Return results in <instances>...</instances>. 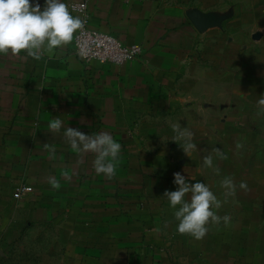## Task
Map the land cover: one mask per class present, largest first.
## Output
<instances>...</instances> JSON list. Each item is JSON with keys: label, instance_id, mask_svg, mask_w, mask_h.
Wrapping results in <instances>:
<instances>
[{"label": "crops", "instance_id": "0c3cea01", "mask_svg": "<svg viewBox=\"0 0 264 264\" xmlns=\"http://www.w3.org/2000/svg\"><path fill=\"white\" fill-rule=\"evenodd\" d=\"M85 1L90 29L142 52L122 66L84 63L74 40L51 58L0 55V240H47L64 255V264H264V165L257 173L246 160L235 168L231 150L220 152L226 157L220 159L207 144L217 133L201 127L215 126L218 117L229 130L233 118L229 114L226 121L216 112L207 122L200 118L236 107L247 123L254 102L246 90L233 106L230 87L223 102L210 98L222 93L215 87L187 95L183 88L200 42L215 39L233 13L258 15L262 45L256 55L264 60V0H239L238 7L232 0ZM38 2L43 8L44 0ZM257 78L259 112L263 69ZM200 92L209 95L200 98ZM257 115L264 121V113ZM56 118L63 121L59 133L48 129ZM176 124L193 133L191 153L174 140ZM68 127L88 135L107 131L121 143L112 180L95 173L93 153L71 151L63 135ZM45 144L56 148L55 158ZM209 155L219 173L204 167ZM177 172L189 184L207 183L222 201L220 181L232 177L236 195L218 210L221 217L230 216L229 224H209L201 240L179 234L164 195L177 189ZM50 177L60 180L59 190L51 187ZM241 181L247 190L239 188ZM20 185L33 192L17 200L13 195Z\"/></svg>", "mask_w": 264, "mask_h": 264}, {"label": "clouds", "instance_id": "9594fccd", "mask_svg": "<svg viewBox=\"0 0 264 264\" xmlns=\"http://www.w3.org/2000/svg\"><path fill=\"white\" fill-rule=\"evenodd\" d=\"M86 21L80 16H74L64 0H44L41 8L38 0H0V55L27 56L40 60L46 53L53 57L58 49L73 42L76 34L85 27ZM259 113H264V99L258 101ZM63 121L60 118L53 119L48 124L49 131L59 133ZM174 140L182 141L181 145L185 153H191L196 148L192 142L193 133L187 128H181L179 124L173 125ZM63 135L72 152L83 155L93 153V167L95 173L112 180L118 170L121 161V143L107 131H99L88 135L79 129L68 127ZM50 158H55L56 148L51 144L44 145ZM220 159L226 157L215 150ZM204 167L219 173L215 167L211 155L204 157ZM66 176L67 173H64ZM49 184L55 190L61 187L60 180L49 178ZM175 191H166L164 195L171 209L174 210L175 220L178 221L176 231L181 235H188L195 240H201L209 231V224L219 225L221 221L229 224L230 216L218 215V210L229 197H234L237 185L233 178L225 176L220 181V187L224 189V200L217 195L207 183L197 181L189 184L186 178L177 172L174 174ZM247 183L241 181L239 188L247 190ZM190 194V199L186 197Z\"/></svg>", "mask_w": 264, "mask_h": 264}, {"label": "rangeland", "instance_id": "374dc122", "mask_svg": "<svg viewBox=\"0 0 264 264\" xmlns=\"http://www.w3.org/2000/svg\"><path fill=\"white\" fill-rule=\"evenodd\" d=\"M237 1L239 2L232 0V5L238 7ZM257 18L258 15L254 13H233L226 21L225 28L223 25L218 28L215 39L201 41L195 57L196 61L185 72L186 81L183 87L186 95L197 88L204 92L209 87L220 89L222 93L210 95V98L216 96L219 102L228 99L230 87L233 106H239L241 94L244 92L241 90L248 91V100L254 103L252 109L247 110V123L240 120L242 111L236 107H233L230 113L227 111L223 113L221 110L204 111L206 113L200 115V118L203 119L202 122H207L205 118L209 120V117H213V112H216L220 113L222 119L228 121L229 114L231 115L233 120L229 130L228 127L223 128L218 117L213 121L216 123L215 126L201 127L211 135L214 130L217 133L215 139L207 144L211 145L209 148L212 150L219 149L220 152L231 150L233 166L239 169L238 166L243 165L246 160L249 170L251 169L253 173L259 171L261 164L264 165V121L258 118V111L254 108L257 86L261 85L257 78L258 70H264V60L262 62L257 60L256 55V48L259 49L262 45L261 38L253 39V35L261 32L259 26H256ZM221 22H223L222 18ZM260 53L261 51L258 54ZM208 95L200 92V98H206ZM200 144L202 146L204 143ZM33 240L31 237L18 240L9 237L0 240V264H64V255L55 253L51 242L40 240L36 243L35 240L34 244Z\"/></svg>", "mask_w": 264, "mask_h": 264}, {"label": "built area", "instance_id": "2783aa9c", "mask_svg": "<svg viewBox=\"0 0 264 264\" xmlns=\"http://www.w3.org/2000/svg\"><path fill=\"white\" fill-rule=\"evenodd\" d=\"M67 5L72 13L80 15L86 21L85 27L74 38V51L81 61L122 66L139 57L142 52L140 46H126L116 38L88 27L85 0H72ZM32 192V187L20 185L15 189L13 197L20 200Z\"/></svg>", "mask_w": 264, "mask_h": 264}, {"label": "water", "instance_id": "95a60500", "mask_svg": "<svg viewBox=\"0 0 264 264\" xmlns=\"http://www.w3.org/2000/svg\"><path fill=\"white\" fill-rule=\"evenodd\" d=\"M260 37H261V34L253 35V39L254 40H258V39H260Z\"/></svg>", "mask_w": 264, "mask_h": 264}]
</instances>
